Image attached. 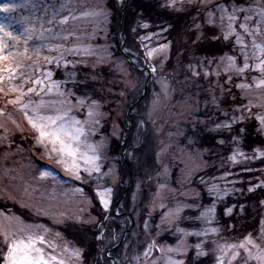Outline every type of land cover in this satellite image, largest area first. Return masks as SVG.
I'll return each instance as SVG.
<instances>
[{
  "label": "rangeland",
  "instance_id": "obj_1",
  "mask_svg": "<svg viewBox=\"0 0 264 264\" xmlns=\"http://www.w3.org/2000/svg\"><path fill=\"white\" fill-rule=\"evenodd\" d=\"M132 1H118V4L121 3L117 16L119 48L122 55L127 53L131 56L129 62L142 72L131 70L123 56L114 61L115 58L109 55L110 42L98 40V32L108 28L110 19V11L104 0H10L9 6L14 4L17 7L10 12L0 13V22L11 23L9 30L15 35L23 32L25 27H35L36 35L43 24L45 29L52 30L46 32L47 36L59 37L29 42L30 45L44 43L60 46L59 51L49 52L45 48L39 56L29 52L27 58H9L0 62V66L19 64L27 69L29 65H37L35 70H22L12 81L13 86L23 85L22 91L27 93L22 102H30V109L40 105L38 114L42 116L66 114V121L73 128L83 130L78 141L65 138L76 149L75 155L62 153L59 143L53 145L47 137L41 139L39 131L28 122L33 112L29 111L26 115L20 110L22 103H12L21 111L25 127L38 135L44 155L49 159L44 160L48 166H39L18 150L6 151L0 157V205L19 207L16 211L19 213L0 208V264H6L4 257L8 245L13 240H27L28 235L43 236L45 243L37 247L43 250L45 258L55 256L63 264H186L192 245L191 237L195 234L186 222H200L203 219L202 214V219L198 216L202 196L195 183L196 180L200 182L197 176L213 167L223 170L227 166V161L222 157L215 162L204 160L203 151L196 146L191 134L196 126L205 123V118L199 115L205 109L200 104L199 73L205 80L212 77L216 86H220L219 79L224 76L222 84L234 83L247 107L264 115V87L256 86L264 76L255 68L257 61L252 57V37L239 28V24L245 22L244 15L254 16L252 12H240L239 9L254 8L258 0L249 1V7L230 5V9H227L219 5L217 19L211 12L206 13L205 23L210 26L217 22L222 27L224 37L228 31V21L225 18L221 22V8L225 17L235 12L237 20L233 23V29L243 36L245 50L249 53V68L243 73L229 67V57L234 59L236 67L242 68L245 63L235 35L229 37H233L236 49L242 56L241 64L235 57L225 55L206 65V61H202L197 67L196 61L192 60L190 68L182 58L181 49L175 54L177 65L168 69L170 43L161 40L152 42L155 35L142 33L139 28V7ZM192 1L175 0L173 3L171 0L167 3L170 10L181 12L190 9ZM2 3H9V0H0ZM5 16L9 20H3ZM64 18H68V22L61 24L60 20ZM50 20L51 23L48 22ZM248 23L250 28H255L252 21ZM124 28L129 32L125 33ZM194 28L195 40L203 39L202 26L197 23ZM253 35L256 42L264 46V34ZM135 36L139 38L136 42L128 38ZM3 38L8 42V50L23 51L22 40L18 42L6 36ZM190 46L187 44L184 48ZM61 53L63 57L58 63H48L44 59L45 56L58 57ZM143 56L146 58L139 65L138 60ZM108 67L113 69L111 74L106 82L99 84V70ZM57 68H60L58 72ZM148 70L153 71L151 83L141 101L128 112V107L143 91ZM48 72H51L50 77L46 75ZM25 79H28V83H24ZM36 79H41L43 85H35L33 81ZM69 82L74 84L66 87ZM242 84L248 87H238ZM48 85L54 87L49 89ZM29 88L36 91L28 93ZM0 89V101H13L20 95L19 91L9 89L7 80L0 85ZM73 90L97 93L94 98L81 96L73 102L68 98ZM85 102L88 104L85 105ZM82 108L85 109L83 113ZM0 115L1 145L8 134L19 130L13 119H6L9 115ZM82 115H85L93 132L101 128L100 119L108 123L105 125L108 135L97 140L98 144L85 141L87 128L81 120ZM75 121L80 123L75 124ZM262 132L264 137V127ZM113 141L120 144L119 154L101 157L97 146L110 145ZM93 157L95 159H91ZM95 166L99 167V171L94 170ZM73 181L90 190L98 204L93 206L91 196ZM210 189H214L212 182L207 187L211 194ZM100 194L107 200L106 208ZM263 199L258 204L261 211H264ZM225 214L229 216L230 210H225ZM68 239L71 242L77 239L85 241L87 250L80 242L70 243ZM245 241H238L233 249L225 246L216 248L211 264H232L241 252L246 255L251 252L256 256L264 253L259 242L247 244ZM242 243L245 244L243 248L239 247ZM198 253L201 256L203 251Z\"/></svg>",
  "mask_w": 264,
  "mask_h": 264
},
{
  "label": "trees",
  "instance_id": "obj_2",
  "mask_svg": "<svg viewBox=\"0 0 264 264\" xmlns=\"http://www.w3.org/2000/svg\"><path fill=\"white\" fill-rule=\"evenodd\" d=\"M104 1L106 8L110 11V19L107 25L108 28L105 31L98 32V40L105 39L110 42L109 55L110 58H115L114 61L123 56L131 70L142 72L138 69V66L129 62L131 56L127 53V56L124 53L122 55L119 48L120 30L117 16L118 6L121 3L118 4L119 0ZM170 1H132L139 7V16L142 17H139L141 19L139 28L142 33L147 32L155 35L156 38L152 42L157 40L156 43H158L161 40L163 43H170L171 53L168 69H172L175 64L177 65L175 54L177 55V52L181 49L182 58L185 63H189L190 68L193 65L192 60L196 61L195 67H197L202 61H206V65L207 62L211 61L213 63L216 58L225 55L233 56L239 64L242 63V56L236 49L233 37L225 40L222 27L217 22L209 26L205 23V18L206 13L211 12L217 19L219 16L217 7L219 5H224L227 9H230V5L249 7V1L251 0H193L191 8L181 12L170 10L171 8L169 9L167 3ZM197 23L202 26L201 29L204 32L203 39L199 41L195 40L196 29L194 25ZM144 25H147V27ZM123 31L127 33L128 30L124 28ZM128 38L135 42L139 40L137 36ZM187 44H191V46L184 48ZM126 45L128 44L126 43ZM141 46L144 47V44L141 43ZM145 58L144 56L143 58L140 57L138 60L139 65L144 62ZM249 62L251 63L252 59ZM59 69L57 68L56 71L58 72ZM111 70L113 69L109 67L99 70V84L106 82ZM224 80L225 77L221 76L219 79L220 86H216L212 77L205 80V77L199 73L200 83L199 81L198 83L201 85L199 97L203 101L200 104L204 105L205 108L199 115L205 118V123L196 126L191 134L193 133L192 136L196 146L203 151L204 160L215 162L222 157L224 161H227L225 162L227 166L223 170H217L213 167L212 170L210 169L211 171L209 170L207 173L197 176L200 177V182L196 180L195 183L202 196V206L198 209V216L200 217L202 214L203 219L200 217L202 219L200 222H193L196 220L186 222V225L192 227L195 231V237H191L192 245L186 264H211L214 262L213 255L216 248L225 246L233 249L232 245H236L238 241L246 238H250L253 242H259L260 247L264 248V211L258 208L260 200L264 198V137L262 132L264 125L260 123V118H264V115L247 107L235 84H222ZM73 84L69 82L66 87ZM96 93V91L73 90L68 98L76 102L81 96H89L88 99L94 98ZM87 104L88 102H85V105ZM81 111L83 113L85 109L82 108ZM254 112L255 114H253ZM0 114L9 115L6 119H13L19 130L8 134L3 140L0 145V157L6 151L18 150L26 154L35 164L48 166L44 160L49 159V157L44 155V148L39 142L38 135L34 131L30 132L25 127V120L21 111L16 109V104L5 100L0 101ZM0 118H2V115H0ZM81 120L86 123L87 128L84 136L85 141L98 144L96 143L97 140L108 135V129L105 128L108 123L103 118L99 120L102 124L101 128L95 132L90 129L85 115L81 116ZM220 140L222 141L220 142ZM97 148L101 157H108L119 154L120 144L118 141H113L110 145L97 146ZM127 162L126 166L129 168ZM211 182L214 183V189H210V194L207 187L211 185ZM260 182L263 184L261 185ZM74 184L78 185L89 197L91 196L93 206L98 204L92 198L93 193L90 190L79 182H74ZM249 189H252V191H249ZM0 208L6 212L19 213L16 212L19 210L16 205L11 207L0 205ZM225 210H230L231 214L226 215ZM190 214H193V211H190ZM68 240L70 243L78 244L80 242L83 246L87 244L81 239L79 241L77 239L75 242ZM197 245H199V249L196 247ZM83 249L85 250L86 246ZM199 251H203L201 256H198ZM252 256L255 257L256 255ZM232 264H258V261L241 252Z\"/></svg>",
  "mask_w": 264,
  "mask_h": 264
},
{
  "label": "snow or ice",
  "instance_id": "obj_3",
  "mask_svg": "<svg viewBox=\"0 0 264 264\" xmlns=\"http://www.w3.org/2000/svg\"><path fill=\"white\" fill-rule=\"evenodd\" d=\"M173 3H175V0H173ZM10 5L9 3H2L0 4V13H6L14 10L17 5ZM22 7L23 5H19ZM240 12H252L253 15H244V23L239 24V28L243 30V32L252 37V57L257 61L255 68L258 69L262 76H264V46L261 44H258L256 42L255 36L253 33L260 35L264 34V0H258L256 6L254 8L249 9H239ZM222 15L220 17L221 22L224 21L226 18L228 21L227 29L228 31L224 35V39L227 40L229 38V35H235L236 43L241 46L242 49V55L244 56V66L236 67L234 59L232 57H229V67L234 68L235 71L239 73H243L246 69L249 68L248 59H249V53L245 50L246 46L244 44L243 36H241L239 33H236L233 29V23L237 20V16L235 15V12L232 14H227L225 17L224 9L221 8ZM55 13H53V17H55ZM3 20H9V17L5 16L3 17ZM249 21H252L255 24V28L249 27ZM51 23L52 21H48ZM68 22V18H64L60 20L61 24H66ZM12 27L11 23H3L0 22V62L5 61L9 58L16 59V58H27L29 55V52L32 54L39 56L40 53L47 48L49 52L52 51H59L60 46H51L46 45L44 43H40L38 45H30V41H46L53 38H59L56 36L49 37L46 35V32H51V29H45L43 24L40 25L39 33L34 35L36 33L35 27H25L24 31L21 32L19 35H15L12 31L9 29ZM147 27V25H145ZM4 36L8 37L9 39H15L18 42L23 41L24 43V49L22 52L18 50H8V42L3 38ZM65 39L67 37H64ZM14 49V46H13ZM68 51H71L69 49ZM149 56H151V53H149ZM63 57V53H61L58 57H48L45 56L44 59L48 63H52L53 61H56L57 63L59 60ZM37 65H29L27 66V69H24L23 66L17 64L15 66L8 65L7 67L0 66V85L4 84V81L7 80L9 82V89L11 91H19L20 95L16 98V100L9 101V103H22L21 111L27 113L29 111L33 112L32 116L28 117V122L31 124V126L34 129H37L40 133V138L44 139L45 137L48 138L49 142L53 145L59 143L60 144V152L64 153L66 152L70 156H74L76 153V149L72 147V144L70 142H66L65 138H67L68 141H78L79 136L83 135V130L80 128H73L67 121H66V114H58L55 116H42L38 114V109L40 105H37L36 108L30 109L29 103H23L22 98L27 93L22 91L23 85L19 86H13L12 81L13 79L19 74L22 70L26 71L28 69L35 70ZM4 73H7L5 75ZM47 76H51V72H48L46 74ZM30 79V77L28 78ZM28 79H25L24 83H28ZM35 85H43V81L41 79H36L33 81ZM259 87H264V79H261L257 85ZM49 89L51 87H54V85H48ZM238 87L241 88H247L248 85L242 84ZM2 90V89H0ZM36 91L35 88H29L28 93H32ZM89 115L91 116L92 113L89 112ZM59 122V123H58ZM79 121H75V124H79ZM260 123L264 125V118H260ZM55 150V149H54ZM95 159V157L91 158ZM94 170L99 171V167L95 166ZM249 191H252V189H249ZM101 195V202L104 204L105 208L107 207V200L104 199V195ZM5 240L7 241V237H5ZM45 240L43 236L39 235H28L27 240H13L12 243L8 245V252L4 257V260L6 264H63L62 261H58L55 256L45 258V255L43 253V250L40 247H37L38 244H44ZM245 243L252 244V240L250 238H246ZM231 247H237L236 245H232ZM239 247H245V244L242 243L239 245ZM253 247L255 245L253 244ZM197 248L199 249V245H197ZM169 251H172V249H169ZM245 251L247 249L245 248ZM199 254V253H198ZM147 255V253H145ZM248 255L252 259H256L258 261V264H264V253H261L258 256L253 257L251 252H248Z\"/></svg>",
  "mask_w": 264,
  "mask_h": 264
},
{
  "label": "water",
  "instance_id": "obj_4",
  "mask_svg": "<svg viewBox=\"0 0 264 264\" xmlns=\"http://www.w3.org/2000/svg\"><path fill=\"white\" fill-rule=\"evenodd\" d=\"M125 1H128V0H125ZM127 6V3L124 5V8ZM124 8L120 11V18L119 19H121V15L123 14V11H124ZM121 22V21H120ZM121 33H123L122 32V27H121ZM124 43V42H123ZM128 59V58H127ZM146 70V69H145ZM145 70H143V71H145ZM147 77H146V79H145V83H144V87H143V91H142V93H141V95H140V97L134 102V103H132L129 107H128V112H130V110H131V108L132 107H134V105H136L137 103H139L140 101H141V99L143 98V96L145 95V93H146V91H147V88H148V85H149V81H150V76H151V74L153 73V71H147ZM130 216V215H129ZM132 221V220H131ZM132 224H133V221H132Z\"/></svg>",
  "mask_w": 264,
  "mask_h": 264
}]
</instances>
